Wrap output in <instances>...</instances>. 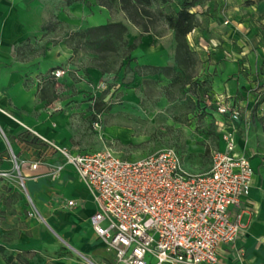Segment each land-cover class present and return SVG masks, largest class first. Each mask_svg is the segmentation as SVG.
<instances>
[{"label":"crops","instance_id":"crops-1","mask_svg":"<svg viewBox=\"0 0 264 264\" xmlns=\"http://www.w3.org/2000/svg\"><path fill=\"white\" fill-rule=\"evenodd\" d=\"M244 1L207 0L191 10L195 27L186 43L197 66L192 79L179 87L176 69L171 75L149 70L175 67L174 34L165 24L140 38L118 74H101L88 65L87 53H74L69 42L70 34L111 19L96 0H0V173H6L0 176V246L7 253L28 258L27 264H82L68 258L70 247L105 264L98 254L104 246L90 221L97 207L87 187L70 167L53 175L52 167L63 161L59 153L35 159L30 141L73 155L109 149L136 161L148 155L143 149L148 140L143 109L149 101L169 107L175 112L172 119L191 120L188 127L170 123L199 134L187 143L188 159H182L191 172L206 171L211 154L223 150V134H232L235 154L249 160L253 176L248 196L229 208L241 234L219 247L217 264H264V126L252 121L254 100L264 90V75H257L261 87L255 88L259 82L253 79L264 65L256 26L264 25V0L255 7ZM136 34L130 26L129 44ZM55 70L63 71L58 79L52 76ZM253 90L255 96L249 98ZM221 102L239 111L237 125L217 114L216 103ZM262 115L263 107L256 116ZM12 157L44 225L29 215L10 173ZM32 163H38L34 170ZM68 201L75 205L67 206ZM0 264H5L1 255Z\"/></svg>","mask_w":264,"mask_h":264},{"label":"built area","instance_id":"built-area-1","mask_svg":"<svg viewBox=\"0 0 264 264\" xmlns=\"http://www.w3.org/2000/svg\"><path fill=\"white\" fill-rule=\"evenodd\" d=\"M62 74L52 72L55 79ZM216 112L241 119L223 102L216 103ZM222 141L223 150L211 154L202 172L187 170L173 148L130 161L109 149L73 155L51 145L63 160L52 174L70 167L85 184L97 207L91 226L115 264H217L219 247L241 234L229 208L248 196L253 176L249 160L235 154L232 134H223Z\"/></svg>","mask_w":264,"mask_h":264},{"label":"trees","instance_id":"trees-1","mask_svg":"<svg viewBox=\"0 0 264 264\" xmlns=\"http://www.w3.org/2000/svg\"><path fill=\"white\" fill-rule=\"evenodd\" d=\"M99 5L106 8L111 19L104 25L92 27L83 32L72 33L69 42H73V52L78 50L87 53L91 68L101 74H118L125 68L124 61L130 60V53L137 48L140 38L152 32L159 24H165L167 29L174 34L175 67L153 68L150 72H163L165 75L176 69L177 86H184L195 75L196 61L189 51L186 36L195 27V14L191 10L204 4L207 0H96ZM130 26L137 30L136 38L128 43ZM139 72V71H137ZM148 94H154L152 88L147 87ZM263 105V115L259 119L264 122V90L254 100L253 119L256 117V109ZM96 107V105H94ZM97 110L100 108H96ZM103 110V109H100ZM233 125L237 122L224 116ZM241 120V119H240ZM254 122V121H253ZM229 122L226 121V124ZM30 149L35 159L52 155L55 151L37 139L30 141ZM0 255L5 264H27L28 258L17 255L13 257L0 246Z\"/></svg>","mask_w":264,"mask_h":264},{"label":"rangeland","instance_id":"rangeland-1","mask_svg":"<svg viewBox=\"0 0 264 264\" xmlns=\"http://www.w3.org/2000/svg\"><path fill=\"white\" fill-rule=\"evenodd\" d=\"M258 1L259 0H245L244 4L246 6L255 7L256 3ZM262 17H264V15L260 16V18H262ZM252 21H250V24L254 27L255 26L254 21L253 22ZM256 26H257V30L260 31L261 38H262L263 45H264V25L259 26V24H257ZM260 27H262V28H260ZM262 59L264 61V55L262 56ZM254 72L255 71L253 70L252 75ZM258 74H260V76L264 75V65H259L258 73L256 74L255 78L253 77V79H257V81L260 83V84L257 83V85H255L256 86L255 88L261 87V85H262L261 84L262 78L261 77L257 78ZM111 88H113V86ZM252 92H254V90L249 93L250 94L249 98L255 96V94L254 93L252 94ZM116 101L117 100H114V102H116ZM144 104H145V109H143V110H147V116H148V119H147L148 126H147V131H146L148 140H147L146 145L143 147L145 153L150 154V153H153L155 151H158V150H161L164 148H173L179 153L181 159L187 160L188 159V157L186 156V154H187V149H186L187 143H189V141H191V142L196 141V139L199 138L198 137L199 134L196 132L188 134V131L183 130V127L173 126V124H170V123H171V121H173V122L177 121V122H180L181 126L188 127L189 125L192 124L191 120H188L187 118H183L182 116H179L178 119L177 118L172 119L171 116L173 115L174 111H171L169 107L166 108V107H163L162 105L160 106L158 104H155V103L149 102V101H147ZM248 106L251 109L252 103H250ZM262 107H263V105H260L256 109L257 115L261 114ZM176 112H178V111H176ZM260 118H261V116H256L254 118V120H252V121H254V123L258 126H261V125L264 126V122H261L259 120ZM188 122H190V123H188ZM167 123H169V124H167ZM211 134L214 135V131H212ZM58 158L61 162L62 157L60 156V154L58 155ZM136 160H138V159H136ZM11 162H12V167H11L10 173L14 176L17 187L24 194L26 205L28 206L29 215L34 218L36 223L44 225L45 223L43 221L44 220L43 217L37 212V209L35 208L33 202L26 195L24 184H23V186L21 185L20 176L22 175V171L20 170V167H19V172H18L16 170V167H15V164L19 163L18 160L16 158L12 157ZM190 162L192 163V161H190ZM100 249L101 250H99L98 254H99V257L102 259V261L105 264H107V263L112 264L111 254L106 251L105 247H102ZM66 253H67L68 258L74 259L75 261L80 262L82 264H99V263H95L94 261H92L89 257L81 255L80 253H78L73 248L67 247Z\"/></svg>","mask_w":264,"mask_h":264}]
</instances>
